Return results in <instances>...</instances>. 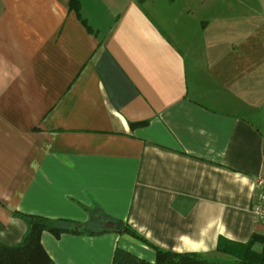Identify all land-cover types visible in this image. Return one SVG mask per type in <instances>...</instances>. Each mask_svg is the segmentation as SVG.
<instances>
[{
  "label": "crops",
  "instance_id": "0c3cea01",
  "mask_svg": "<svg viewBox=\"0 0 264 264\" xmlns=\"http://www.w3.org/2000/svg\"><path fill=\"white\" fill-rule=\"evenodd\" d=\"M69 2L0 0V243L23 238L17 211L97 231H44L55 264H111L116 246L155 260L110 218L211 259L263 233L264 18L203 38L208 21L187 32L154 0Z\"/></svg>",
  "mask_w": 264,
  "mask_h": 264
},
{
  "label": "trees",
  "instance_id": "16d2710c",
  "mask_svg": "<svg viewBox=\"0 0 264 264\" xmlns=\"http://www.w3.org/2000/svg\"><path fill=\"white\" fill-rule=\"evenodd\" d=\"M144 1L146 0H137L140 3ZM79 7V0H70L69 9L74 10L77 15H80ZM82 22L84 21L82 20ZM88 29L91 30L90 27ZM138 125H143V123L134 122L130 124V126ZM13 215L25 223L26 229L18 244L0 243V264H55L45 248L42 247L41 235L44 231L52 234L55 238L64 233L94 235L97 232L88 229L84 223L81 224L71 219H53L19 211L14 212ZM107 223L111 231L124 233L151 247L155 256L153 262H148L133 255L128 250L116 246L111 256V264H264V235L262 233H253L249 240L244 243L219 238L216 251L221 253L224 258L211 259L204 254L195 252H172L159 248L147 242L136 230H132L119 220L110 218ZM256 245L259 247L256 248Z\"/></svg>",
  "mask_w": 264,
  "mask_h": 264
},
{
  "label": "rangeland",
  "instance_id": "374dc122",
  "mask_svg": "<svg viewBox=\"0 0 264 264\" xmlns=\"http://www.w3.org/2000/svg\"><path fill=\"white\" fill-rule=\"evenodd\" d=\"M151 9L155 11H180L183 16L180 18L185 26V31L191 32L197 28L201 21H208V27L203 38H209L213 29L223 32L219 27L226 22L254 20L264 18V0H154ZM149 6V5H148ZM198 33V32H196ZM211 33V34H210ZM213 34H216L213 32ZM263 113V112H262ZM264 132V124L258 123ZM96 227H94L95 229ZM93 229V230H94ZM256 248L259 245L255 246ZM222 257V255H221ZM224 258V256H223Z\"/></svg>",
  "mask_w": 264,
  "mask_h": 264
},
{
  "label": "built area",
  "instance_id": "2783aa9c",
  "mask_svg": "<svg viewBox=\"0 0 264 264\" xmlns=\"http://www.w3.org/2000/svg\"><path fill=\"white\" fill-rule=\"evenodd\" d=\"M253 186L251 212L256 221L264 226V177H256ZM262 234L264 235V230Z\"/></svg>",
  "mask_w": 264,
  "mask_h": 264
}]
</instances>
